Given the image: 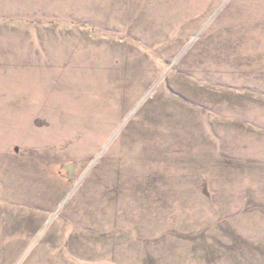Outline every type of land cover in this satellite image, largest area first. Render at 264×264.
I'll list each match as a JSON object with an SVG mask.
<instances>
[{"label": "rangeland", "instance_id": "obj_1", "mask_svg": "<svg viewBox=\"0 0 264 264\" xmlns=\"http://www.w3.org/2000/svg\"><path fill=\"white\" fill-rule=\"evenodd\" d=\"M0 264H264V0H0Z\"/></svg>", "mask_w": 264, "mask_h": 264}]
</instances>
